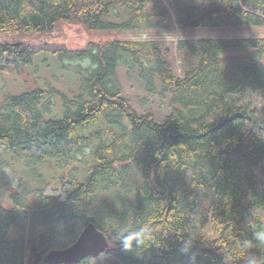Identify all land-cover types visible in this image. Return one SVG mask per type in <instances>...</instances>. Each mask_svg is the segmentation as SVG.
Returning a JSON list of instances; mask_svg holds the SVG:
<instances>
[{
  "label": "trees",
  "instance_id": "1",
  "mask_svg": "<svg viewBox=\"0 0 264 264\" xmlns=\"http://www.w3.org/2000/svg\"><path fill=\"white\" fill-rule=\"evenodd\" d=\"M153 1L0 0V33L48 36L64 24L107 37L146 32L157 26ZM164 1L180 29L264 27V0ZM179 47L196 61L176 77L151 39L76 49L0 41V73H23L47 53L76 62L79 77L70 96L48 85L0 102V264H46L90 222L109 248L78 264H264L253 240L264 228V36ZM119 67L137 71L148 98L170 97L162 122L122 97ZM46 164L57 179L30 187L26 168L43 179ZM6 169L21 191L10 190ZM145 226L154 239L126 251L121 235Z\"/></svg>",
  "mask_w": 264,
  "mask_h": 264
},
{
  "label": "rangeland",
  "instance_id": "2",
  "mask_svg": "<svg viewBox=\"0 0 264 264\" xmlns=\"http://www.w3.org/2000/svg\"><path fill=\"white\" fill-rule=\"evenodd\" d=\"M148 14L151 20L157 24L156 27H151L148 31L145 30H123L114 33L111 36H102V34H89L78 25L64 24L48 36H41L36 34H12L0 33V41H15L21 40L26 43L39 44L50 48L56 45L65 44L69 48H82L86 45L87 41H96L102 38L108 40L111 38L119 40H147L151 39L156 44L162 45L168 50V65L173 69L176 77L182 76V69L190 64H194L196 58L191 55L186 49L180 48L181 41H188L195 45L198 39H211V38H239V37H260L264 36V27L259 28H198V29H180L178 28L177 21L179 16L164 0H155L148 5ZM160 22V23H157ZM102 36V37H101ZM76 62L68 61L66 59H59L51 54L41 53L38 54L34 62L25 69L23 73L5 72L0 73V102H2L9 94H19L21 92L35 89L44 88L48 85L71 95L79 84V77L75 72ZM119 82L122 87V97L126 99L131 108L138 114L144 111H151L157 122H162L164 118L170 113L169 96L165 99L157 97L148 98L143 84L139 79L137 71H129L122 67L117 70ZM56 102V115H60L63 111L61 99L55 98ZM61 110V111H60ZM89 149H85V158L88 159ZM23 166H18V170H22ZM37 168V167H36ZM28 179L25 177V182L30 187L38 185L42 180L57 179L59 171H54L50 165L39 166L38 174L43 175L40 179L36 176L35 168H26ZM9 173L10 170L6 169ZM11 186L10 190L21 191L19 187L20 182L12 174L9 173ZM56 184V183H54ZM7 205L6 203H4ZM10 206V205H8ZM41 230L40 226H36ZM209 235L212 236V229L209 227Z\"/></svg>",
  "mask_w": 264,
  "mask_h": 264
},
{
  "label": "water",
  "instance_id": "3",
  "mask_svg": "<svg viewBox=\"0 0 264 264\" xmlns=\"http://www.w3.org/2000/svg\"><path fill=\"white\" fill-rule=\"evenodd\" d=\"M109 248L106 236L93 223H88L79 234L76 242L65 249L47 253L46 264H78L81 260L96 256Z\"/></svg>",
  "mask_w": 264,
  "mask_h": 264
},
{
  "label": "clouds",
  "instance_id": "4",
  "mask_svg": "<svg viewBox=\"0 0 264 264\" xmlns=\"http://www.w3.org/2000/svg\"><path fill=\"white\" fill-rule=\"evenodd\" d=\"M153 239L152 229L145 226L139 230H132L122 234L120 243L126 251H131L134 246L139 248ZM253 240L256 242L257 246L264 247V228L253 233ZM253 246L254 245L251 241H245L243 244L245 249H250ZM189 247L190 244L185 247V251H187ZM249 264H261V262L250 261Z\"/></svg>",
  "mask_w": 264,
  "mask_h": 264
}]
</instances>
